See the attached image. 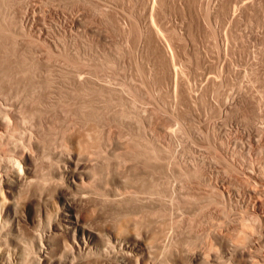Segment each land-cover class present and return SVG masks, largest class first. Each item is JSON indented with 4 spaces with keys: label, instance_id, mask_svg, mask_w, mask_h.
I'll return each instance as SVG.
<instances>
[{
    "label": "rangeland",
    "instance_id": "374dc122",
    "mask_svg": "<svg viewBox=\"0 0 264 264\" xmlns=\"http://www.w3.org/2000/svg\"><path fill=\"white\" fill-rule=\"evenodd\" d=\"M0 135L48 199L77 156L87 224L141 231L139 264H264V0H0Z\"/></svg>",
    "mask_w": 264,
    "mask_h": 264
},
{
    "label": "bare ground",
    "instance_id": "6f19581e",
    "mask_svg": "<svg viewBox=\"0 0 264 264\" xmlns=\"http://www.w3.org/2000/svg\"><path fill=\"white\" fill-rule=\"evenodd\" d=\"M153 17H154V15H153ZM160 33H161V31H160ZM160 33L158 35H160ZM159 41H161V40H159ZM0 136H2V135H0ZM3 137H4V135H3ZM78 154H79V152H78ZM31 155L30 154L24 155L25 156L24 159L21 162H18V161H16L17 158L12 160L11 158H8L6 155L5 156L7 158H5L4 155L2 156V152L0 153V264H23L22 263L23 261H24V264H27V263L28 264H79L77 261L78 257L81 259L83 257L87 258L88 256L93 255V254L90 255V253L100 254L103 257L104 261H106V260L107 261H115L117 264H121V262L125 263V264H134V261L136 264H139V262L137 261L138 257L140 255H145L148 252L147 242L145 243V240L140 237L141 235H139L141 233V231H140V233H136V234L132 233L131 231H127V228H125L127 226V224H126V226L124 225V228H122L121 227L123 225V223H122V225L120 224L121 226H119V228H122L123 230L120 229L119 232H115L113 230H108L107 236H108L109 242L104 239L105 241H107V243L101 244L98 242L99 237H98L97 232L94 229H92V227H89L90 225L87 224V219L82 214V212H81L82 208L81 207L84 203H86V201H88V196L86 195V193H88V191L86 192V190L88 189V186L85 185L87 187V188L85 187L86 189L85 188L83 189L84 185L82 186V188L80 187V182H82V179L84 177L83 175H85V174H83V172H86V171H84L86 168L83 170L84 166L81 165L80 162H78L77 156H73V157L72 156L70 157L69 155H68V157L65 156L66 158H64V159H66V161H63V163L67 162V165L69 168H67V167L64 168L65 169L64 170V176H65L66 181L64 180L63 182H67V186H63V184L60 185L62 182L57 184L58 186L54 185V186H57L56 191H55V193H56L55 195H56L57 199L52 200L51 198H49V199H51V201H49V199L47 198L48 195L46 194L47 196H45L43 194V192H39L37 187L34 186L35 184H33L34 183L33 175H32L33 171H31L30 164H31L32 158L34 156L32 155L33 157H31ZM86 158H83V159H86ZM61 160H63V159H61ZM85 162H86V160H85ZM92 164H94V163H92ZM58 167H60V166H58ZM89 168H90V166H89ZM90 170H91V168H90ZM53 173H55V172H53ZM86 173L90 174L92 172L87 171ZM56 174H57V172H56ZM61 174H63V173H61ZM51 177H52V175H51ZM92 177H93V175H92ZM52 178H54V174H53ZM58 181H59V179H58ZM50 182H51V180H50ZM53 182H55V181H52V183ZM54 186H52V187H54ZM22 187H24L26 189L30 188L33 190V193H35L34 196L36 195V200L38 203V210L37 211H34V208H32V203L31 204L30 203L29 204L23 203L24 205L22 207L19 206L20 201L18 202V199H16V195H17L16 189L17 188L22 189ZM48 187H46V188L48 189ZM92 190L90 189V192ZM24 191H26V190H24ZM28 191H30V190H27V193L29 194ZM22 193H24V192H22ZM128 193H130V192H128ZM118 194H120L119 197H121V193L118 192ZM110 195H113V194H110ZM125 196H126V194H125ZM116 197H117V195H116ZM128 197H129V195H128ZM137 197H135V198L137 199ZM127 198H126V200H127ZM133 198H134V196H133ZM97 199H99V198H97ZM103 199H105V198H103ZM115 199H117V198H115ZM110 200H113V199L111 198V199H109V201ZM135 200H134V202H135ZM154 202H156V201H154ZM122 203H124V202H122ZM117 204H119V203H117ZM120 205H121V203H120ZM134 205H136V204H134ZM113 207H114V205H113ZM135 207H137V206H135ZM140 207H143V206H140ZM49 212H50V216H49ZM43 216H45L46 218L49 217L47 229H46V231H43V232H40L41 230L39 231L37 229V232H35L33 234L32 241H30V243H32V245L30 244L29 247L31 246V248H29L27 245H24L20 239L21 238L20 237L21 225L24 222L25 223L31 222L32 224L41 226V224H42L41 220H42ZM171 217H173V216H171ZM131 219H133V218H131ZM134 219H136V218H134ZM125 221H126V218H125ZM140 221H141V219L139 220V222ZM129 222H130V220H129ZM134 222H131V223H134ZM137 223H135L136 225L135 224L134 225L137 226L138 225ZM154 223H155V221H154ZM143 224H145V222ZM155 224H157V223H155ZM240 224H242V223L240 222ZM116 226H115V228H116ZM145 226L144 227L142 226V227L145 228ZM150 226H149V228H150ZM154 226H156V225H154ZM37 228H39V226ZM143 228H141V229L143 230ZM169 229H170V226H169ZM121 230H122V232H120ZM164 230H166L168 232L167 229H164ZM34 231H36V230H34ZM138 231H135V232H138ZM144 231L146 232L145 229H144ZM150 231H153V230L150 229ZM149 233H148V236H150ZM215 233H217V232H215ZM100 234H101V232H100ZM160 234H161V232H160ZM53 235L60 237L58 239V242H57L58 248H59V253L57 251L59 256H57V257L54 255H50V249L52 248L53 241H54L52 239ZM153 235H155V234H153ZM156 236H158V235L156 234ZM156 236L154 237L155 240L158 238ZM170 239H172V238H170ZM152 240H154L153 237H152ZM149 241H148V243H149ZM164 242H163V244H164ZM168 242H169V240H168ZM27 244H29V243H27ZM161 244H162V241H161ZM166 245H167V243H166ZM237 250H238V248H237ZM167 252H169V251H167ZM199 253L194 252V253L190 254L189 260H191V261L199 260L202 257L201 254H199ZM184 254H187V253H184ZM135 258H136V260H135ZM95 260H98V259L96 258ZM142 264H148V263L142 262ZM250 264H254V263L251 262Z\"/></svg>",
    "mask_w": 264,
    "mask_h": 264
}]
</instances>
